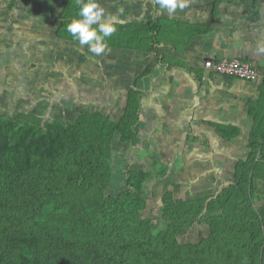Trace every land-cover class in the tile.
I'll return each instance as SVG.
<instances>
[{
    "label": "trees",
    "instance_id": "trees-1",
    "mask_svg": "<svg viewBox=\"0 0 264 264\" xmlns=\"http://www.w3.org/2000/svg\"><path fill=\"white\" fill-rule=\"evenodd\" d=\"M61 16L55 37L79 44L66 30L78 16ZM152 32L147 27L106 39L115 49L147 52ZM261 85L264 90V79ZM127 94L121 121L86 110L66 123L24 113L16 120L0 117V264H181L180 255L197 258L193 264H264V93L250 106L248 158L240 167L246 170L237 169L223 193L233 195L229 207L220 196L196 205L163 197L166 230L149 219L140 225L150 171L129 169L121 191L106 189L114 136L120 144L137 143L142 113L136 82ZM214 131L227 142L240 136L229 125L217 124ZM201 221L211 236L231 237L207 248L177 243L178 230ZM200 252L209 253L206 260L192 256Z\"/></svg>",
    "mask_w": 264,
    "mask_h": 264
},
{
    "label": "rangeland",
    "instance_id": "rangeland-1",
    "mask_svg": "<svg viewBox=\"0 0 264 264\" xmlns=\"http://www.w3.org/2000/svg\"><path fill=\"white\" fill-rule=\"evenodd\" d=\"M4 22L1 19L0 117L16 120L24 113L44 121L56 119L66 123L85 110L98 112L113 121H121L127 115V93L132 85L127 77L133 76L131 61L124 65L118 59L117 63L108 65L104 62L108 52L96 57L83 47L58 45L55 35L37 34L36 28L29 31L20 27V23L12 24V30H8L9 26L3 31L7 26ZM109 54L108 58L112 59V52ZM150 116L139 115L141 123L135 146L120 144L118 135L114 136L107 191H121L124 173L129 169L150 171L151 177L144 187L147 200L140 225L144 226L143 222L149 219L147 223L158 226L157 230L168 227L167 221L162 219L164 210L161 207L166 196H170L173 204L191 205L220 196L223 205L229 207L228 201L234 200L230 198L233 195L230 193L226 197L223 193L232 187L237 169L248 158L246 143L250 131L241 143L233 140L231 145L218 147L208 140L209 131L167 123L164 115L157 121ZM181 127L183 137H178L176 134H180ZM201 136L204 141L199 139ZM243 169L246 170L240 168ZM256 208L261 207L256 205ZM175 237L180 245L202 243L207 248L209 242L225 243L231 232L211 236L209 225L201 221L178 230ZM238 250H242L241 246ZM208 252L192 256L202 261L209 256ZM180 257L183 258L181 264L197 261L189 256ZM213 259L218 258L214 255Z\"/></svg>",
    "mask_w": 264,
    "mask_h": 264
},
{
    "label": "crops",
    "instance_id": "crops-1",
    "mask_svg": "<svg viewBox=\"0 0 264 264\" xmlns=\"http://www.w3.org/2000/svg\"><path fill=\"white\" fill-rule=\"evenodd\" d=\"M98 3L107 14H117L118 8H124L116 33L152 28L154 39L147 52L108 46L106 53L112 52V59L107 55L104 61L108 65L118 59L124 65L132 62L133 76L127 74V79L136 82L141 91L143 116L149 114L157 121L164 115L167 123L209 131L208 140L218 147L231 144L215 133L217 124L240 130L234 142L245 139L253 124L250 106L264 93V0H191L188 8L174 15L162 11L154 0ZM64 12L78 16L75 0H0V21L7 24L3 31L20 23L29 31L36 28L37 34L55 35ZM55 41L69 48L88 49L87 45ZM207 59L250 62L260 76L249 82L217 75L203 67ZM176 135L183 137L182 127ZM199 139L205 140L204 136Z\"/></svg>",
    "mask_w": 264,
    "mask_h": 264
},
{
    "label": "clouds",
    "instance_id": "clouds-1",
    "mask_svg": "<svg viewBox=\"0 0 264 264\" xmlns=\"http://www.w3.org/2000/svg\"><path fill=\"white\" fill-rule=\"evenodd\" d=\"M159 8L174 15L177 10L189 7L191 0H154ZM78 6V17L73 18L66 25V30L79 45L88 46V51L99 57L108 49L107 39L117 31V24L121 23L119 17L123 16V7L117 9V14H107L98 0H75ZM95 25V27H94Z\"/></svg>",
    "mask_w": 264,
    "mask_h": 264
},
{
    "label": "built area",
    "instance_id": "built-area-1",
    "mask_svg": "<svg viewBox=\"0 0 264 264\" xmlns=\"http://www.w3.org/2000/svg\"><path fill=\"white\" fill-rule=\"evenodd\" d=\"M203 67L217 75L234 77L249 82L257 80L260 76L252 63L237 59L219 61L207 59L204 60Z\"/></svg>",
    "mask_w": 264,
    "mask_h": 264
}]
</instances>
